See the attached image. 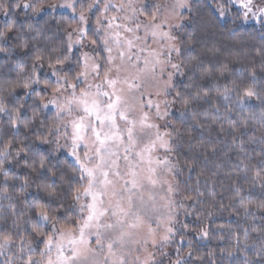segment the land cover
Returning a JSON list of instances; mask_svg holds the SVG:
<instances>
[{"label":"snow or ice","instance_id":"1","mask_svg":"<svg viewBox=\"0 0 264 264\" xmlns=\"http://www.w3.org/2000/svg\"><path fill=\"white\" fill-rule=\"evenodd\" d=\"M0 264H264V0H0Z\"/></svg>","mask_w":264,"mask_h":264},{"label":"trees","instance_id":"2","mask_svg":"<svg viewBox=\"0 0 264 264\" xmlns=\"http://www.w3.org/2000/svg\"><path fill=\"white\" fill-rule=\"evenodd\" d=\"M225 219H227V217H225ZM217 243H218L217 241H212L210 246L215 247Z\"/></svg>","mask_w":264,"mask_h":264}]
</instances>
